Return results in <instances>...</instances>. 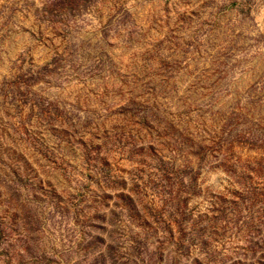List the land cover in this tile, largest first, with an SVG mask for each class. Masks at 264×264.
Returning a JSON list of instances; mask_svg holds the SVG:
<instances>
[{
  "label": "rangeland",
  "instance_id": "374dc122",
  "mask_svg": "<svg viewBox=\"0 0 264 264\" xmlns=\"http://www.w3.org/2000/svg\"><path fill=\"white\" fill-rule=\"evenodd\" d=\"M0 264H264V0H0Z\"/></svg>",
  "mask_w": 264,
  "mask_h": 264
}]
</instances>
